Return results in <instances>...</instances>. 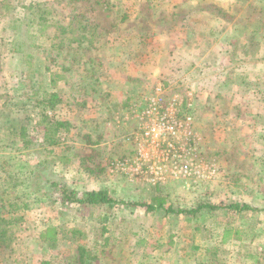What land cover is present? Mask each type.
Wrapping results in <instances>:
<instances>
[{"label": "rangeland", "instance_id": "1", "mask_svg": "<svg viewBox=\"0 0 264 264\" xmlns=\"http://www.w3.org/2000/svg\"><path fill=\"white\" fill-rule=\"evenodd\" d=\"M196 1L110 0L128 20L73 56L67 37L74 29L81 38L85 18L94 25L91 2L0 0V193L13 170L22 219L0 243V264H81L80 246L85 264H264V45L249 49L256 60L228 64L234 48L222 38L238 36L248 17L246 42L264 43V0ZM225 25L233 31L217 35ZM57 26L68 34L51 41ZM55 92L50 114L71 128L45 152L39 122ZM158 96L164 105L141 115ZM22 125L40 147L22 146ZM60 185L79 195L107 189L119 203L66 205ZM160 198L175 209L224 208L194 218L121 203Z\"/></svg>", "mask_w": 264, "mask_h": 264}, {"label": "trees", "instance_id": "2", "mask_svg": "<svg viewBox=\"0 0 264 264\" xmlns=\"http://www.w3.org/2000/svg\"><path fill=\"white\" fill-rule=\"evenodd\" d=\"M75 2H80L82 0H74ZM91 2L92 7H93V12L96 15V20L94 22V25H91L89 22L91 19H86L85 22L79 24V27L81 29V35L79 34L77 37L81 36V38H74V29L72 30V35L67 37V45L69 48V52L73 56H77L82 51H87L88 48H85L84 45L88 42L90 48H95L97 47L98 43L101 42V38L106 37L105 35L110 32L109 29L112 27H118L125 23L128 20L127 12L124 13L123 9L117 6V8H114L115 6L111 5L110 0H88ZM37 6V5H36ZM31 8H34L33 6ZM36 8V7H35ZM96 9V10H95ZM101 17L108 18L110 20L109 24H101ZM16 22H19L17 18L12 17ZM100 18V19H99ZM42 17H39V22L41 21ZM99 19V20H98ZM44 26V25H43ZM41 26L39 30L44 29V27ZM16 27V26H15ZM102 28V29H101ZM99 29L101 31H99ZM43 35H48L47 33L45 34L44 32H41ZM62 34H68V32L61 31L60 28L57 26L56 27V32L55 36H49L51 38V41L56 40L59 36ZM90 35V36H89ZM90 37V40L88 38ZM72 37V38H71ZM100 38V40L96 41L95 39ZM77 43V45H74V43ZM67 47V46H66ZM73 62L75 60H72ZM63 70H66L65 66L63 67ZM48 71L49 69H45ZM92 70V69H91ZM89 70V71H91ZM88 71V70H87ZM59 77L63 78V75H59L57 72L52 73V77ZM61 102V96L59 92L51 93L48 96L47 102L45 101L46 108L49 109L48 112L45 111L42 113L41 120L39 122V125L43 126V134L41 138H38V145L40 143V146L43 145V150L45 152H52L54 147H57L61 144V138L64 135H67L70 132L71 128V123L70 121L67 120H56L53 117V114L51 115L50 112H54V110L57 108V105ZM28 127L27 125H22L20 126L19 129V139L21 140L22 146L24 148H28L32 146V148H38L37 147V142L36 140H33L31 136L28 133ZM40 149V148H39ZM38 166H36L35 171H37ZM6 173V180L2 182L4 189L3 192L0 193V243L10 241L13 232L11 230L12 225L19 223L22 219L20 216H18L19 208L12 200L14 194L13 192H9L11 189H13L14 185L16 184V179L17 177L15 176L13 170L12 171H7L4 170ZM22 180V179H21ZM24 181V180H23ZM1 182V181H0ZM1 185V184H0ZM51 186L58 187L57 183L51 184ZM62 186L61 188V203L66 204V205H72V204H79V205H86L90 207H101V206H108L109 208H113L117 203H119L117 200L112 198L109 194V191L107 189H98V190H93L84 193L83 195H79L77 192L74 190L70 189L69 187L65 185H60ZM42 190V189H40ZM124 205L132 206V207H146L148 211H157V210H163L167 215H175V216H192L196 218L203 210H209V211H216L223 209L224 206L221 205H212V204H199L196 208H180V209H175L172 206L166 207L164 204V200L162 198L157 201V204H146L142 202H121ZM225 208L229 209H234L239 212H254L258 211V208L253 207L249 204H243V205H236L232 204L230 206H225ZM108 217L106 218L107 221ZM71 233H73L75 239L80 240V230L78 229H73L71 230ZM82 237V236H81ZM52 241H55L53 239ZM79 263L85 264V249L80 246L79 247ZM43 264H48L47 261H44Z\"/></svg>", "mask_w": 264, "mask_h": 264}, {"label": "crops", "instance_id": "3", "mask_svg": "<svg viewBox=\"0 0 264 264\" xmlns=\"http://www.w3.org/2000/svg\"><path fill=\"white\" fill-rule=\"evenodd\" d=\"M211 1H213V0H211ZM227 1H229V0H227ZM203 2H204V0H198L195 3L198 4V3H203ZM232 5H233V7L237 5V8H239V7H241L240 5H242V3L237 1V0H236V2H235V0H230V2L225 3L226 7H230ZM263 9H264V6H263ZM261 10H262V8H261ZM228 17H230L229 13H228ZM249 21H250V19L247 17L246 21L243 22V24L240 26V28H237L234 30V31L238 30V32H235V34H238V36H232V33H234V32H232L233 30H231L232 29L231 26L226 27L227 25H225V26L219 27L217 29L214 28V30H217V32H218L217 35H221V34H223V32H232L230 34H227L231 37V39L228 38L227 36L222 37L224 39L230 40L229 45L234 48L233 51H231L230 54L226 58H223V60L225 59L228 64L229 63H235L236 61H239V62L245 61L246 62L247 59L248 60L249 59L250 60H256V59H252V57H254V55H251L252 53L249 49H251L252 46L258 47V46L264 45V43L259 41V39H261V36L258 39H256V36H255L254 39H256V40L251 39L248 43L246 42V35L251 32L249 27H251V25H252L251 23H253V19L250 21V24H249ZM256 29L258 30L257 32H264V25H262V26L260 25ZM234 40H238V41L233 43L232 41H234ZM220 41H222V40H220ZM237 45L242 47V49L239 50V52H241V54H238L239 56L235 55V51L237 50ZM237 57H241V58L239 59ZM261 61H264V60L261 59ZM226 72L235 76V74L239 71H236V70H229L228 71L227 70ZM245 72H242V73H245ZM259 76L261 78H264V73L260 72ZM244 77H251V75L245 74Z\"/></svg>", "mask_w": 264, "mask_h": 264}, {"label": "built area", "instance_id": "4", "mask_svg": "<svg viewBox=\"0 0 264 264\" xmlns=\"http://www.w3.org/2000/svg\"><path fill=\"white\" fill-rule=\"evenodd\" d=\"M158 91H161V88H158ZM166 101L165 97H161L158 96L156 100H154V102L152 103V105L150 104V106L148 108H144L145 110H141V115L143 116H151L150 114L154 113L156 110H158L160 107L159 106H163L164 103ZM176 101V100H175ZM191 120V118H187V122H189ZM170 130V129H169Z\"/></svg>", "mask_w": 264, "mask_h": 264}]
</instances>
